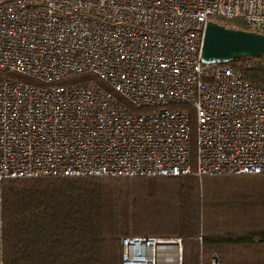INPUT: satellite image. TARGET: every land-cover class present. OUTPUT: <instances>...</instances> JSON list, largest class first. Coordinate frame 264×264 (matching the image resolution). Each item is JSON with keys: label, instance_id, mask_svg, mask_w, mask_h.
<instances>
[{"label": "built area", "instance_id": "built-area-1", "mask_svg": "<svg viewBox=\"0 0 264 264\" xmlns=\"http://www.w3.org/2000/svg\"><path fill=\"white\" fill-rule=\"evenodd\" d=\"M209 21L264 34V0L1 2L0 202L6 179L264 174V85L202 62ZM121 246L183 264L178 237Z\"/></svg>", "mask_w": 264, "mask_h": 264}, {"label": "trees", "instance_id": "trees-1", "mask_svg": "<svg viewBox=\"0 0 264 264\" xmlns=\"http://www.w3.org/2000/svg\"><path fill=\"white\" fill-rule=\"evenodd\" d=\"M219 65L264 85V56ZM0 206L4 264H122L123 237L181 238L183 264H264V174L6 179Z\"/></svg>", "mask_w": 264, "mask_h": 264}, {"label": "water", "instance_id": "water-1", "mask_svg": "<svg viewBox=\"0 0 264 264\" xmlns=\"http://www.w3.org/2000/svg\"><path fill=\"white\" fill-rule=\"evenodd\" d=\"M244 56H264V34L209 21L201 48L204 64L226 63Z\"/></svg>", "mask_w": 264, "mask_h": 264}, {"label": "rangeland", "instance_id": "rangeland-1", "mask_svg": "<svg viewBox=\"0 0 264 264\" xmlns=\"http://www.w3.org/2000/svg\"><path fill=\"white\" fill-rule=\"evenodd\" d=\"M7 0H0L1 2H5ZM217 22L221 23V24H227L230 25L231 23L233 24V21H228V20H224V19H220L217 20ZM192 126H191V155H192V160L195 161V156H196V124H195V118H192ZM219 176V175H218ZM158 177V176H156ZM1 221V220H0ZM193 245L189 242L187 244V254L189 256L193 255ZM197 253V251H194V254ZM215 257V255L213 256Z\"/></svg>", "mask_w": 264, "mask_h": 264}]
</instances>
